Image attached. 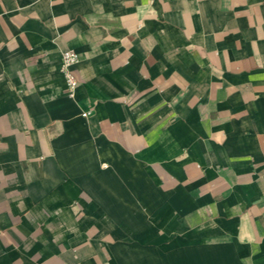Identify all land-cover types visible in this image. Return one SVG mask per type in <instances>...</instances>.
I'll return each instance as SVG.
<instances>
[{
    "label": "crops",
    "instance_id": "0c3cea01",
    "mask_svg": "<svg viewBox=\"0 0 264 264\" xmlns=\"http://www.w3.org/2000/svg\"><path fill=\"white\" fill-rule=\"evenodd\" d=\"M0 264H264V0H0Z\"/></svg>",
    "mask_w": 264,
    "mask_h": 264
},
{
    "label": "built area",
    "instance_id": "2783aa9c",
    "mask_svg": "<svg viewBox=\"0 0 264 264\" xmlns=\"http://www.w3.org/2000/svg\"><path fill=\"white\" fill-rule=\"evenodd\" d=\"M78 62V55L72 49H64L62 51V57L60 62V71L66 81L67 91L70 95H73L76 87L78 86V80L74 74V65ZM87 113H82L86 115Z\"/></svg>",
    "mask_w": 264,
    "mask_h": 264
}]
</instances>
